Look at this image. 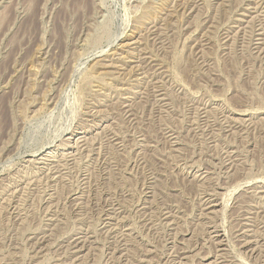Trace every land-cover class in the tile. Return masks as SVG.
Segmentation results:
<instances>
[{
  "label": "rangeland",
  "instance_id": "374dc122",
  "mask_svg": "<svg viewBox=\"0 0 264 264\" xmlns=\"http://www.w3.org/2000/svg\"><path fill=\"white\" fill-rule=\"evenodd\" d=\"M0 264H264V0H0Z\"/></svg>",
  "mask_w": 264,
  "mask_h": 264
},
{
  "label": "bare ground",
  "instance_id": "6f19581e",
  "mask_svg": "<svg viewBox=\"0 0 264 264\" xmlns=\"http://www.w3.org/2000/svg\"><path fill=\"white\" fill-rule=\"evenodd\" d=\"M255 2V1H254ZM258 3V2H257ZM261 13V12H260ZM244 15V14H243ZM129 58V57H128ZM101 60V59H100ZM140 60V59H139ZM136 65V64H135ZM139 70V69H138ZM140 72V71H139ZM55 102V101H54ZM55 107V106H54ZM53 109V108H52ZM55 109V108H54ZM88 114V113H87ZM92 121V120H91ZM94 125V124H93ZM89 126V125H88ZM62 128V127H61ZM68 128V127H67ZM60 133V132H59ZM62 134V133H61ZM54 139V138H53ZM52 143V141H51ZM75 143V142H74ZM68 144V143H67ZM65 146V145H64ZM95 150V149H94ZM54 160V159H53ZM19 177V176H18ZM30 178V177H29ZM52 178V177H51ZM85 178V177H84ZM13 186V185H12ZM108 208V207H107ZM108 211V210H107ZM15 212V211H14ZM19 216V215H18ZM110 217V216H109ZM263 232V231H262ZM37 251V250H36ZM226 255V254H225ZM74 258V257H73ZM221 258V257H220ZM180 261V260H179Z\"/></svg>",
  "mask_w": 264,
  "mask_h": 264
}]
</instances>
